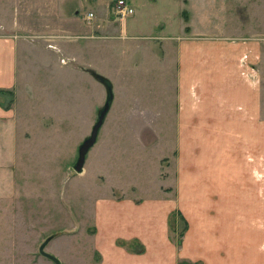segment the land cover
<instances>
[{
	"label": "rangeland",
	"instance_id": "374dc122",
	"mask_svg": "<svg viewBox=\"0 0 264 264\" xmlns=\"http://www.w3.org/2000/svg\"><path fill=\"white\" fill-rule=\"evenodd\" d=\"M115 1L0 0L2 33L17 42L14 91L1 98L13 111L15 144L12 189L0 197V264H50L38 253L44 243L61 264L95 263L92 207L101 199L170 200L187 224L182 232L179 217L169 218L176 264H239L244 223L246 261L264 263V143L244 147L261 130L175 123L165 107L172 51L164 45H175L165 37L181 35L186 10L179 14L181 0H123L133 13L119 24ZM190 4L196 31L260 48L264 121V0ZM97 77L110 83L112 101L76 174L77 148L106 96ZM180 246L192 257L179 258Z\"/></svg>",
	"mask_w": 264,
	"mask_h": 264
},
{
	"label": "crops",
	"instance_id": "0c3cea01",
	"mask_svg": "<svg viewBox=\"0 0 264 264\" xmlns=\"http://www.w3.org/2000/svg\"><path fill=\"white\" fill-rule=\"evenodd\" d=\"M184 1L187 2L186 6ZM184 9L187 20L185 18L183 21L182 18L181 23L182 25L184 23V27L181 35L165 37L175 40V45H170L172 42L169 44L166 42L164 45L166 48L169 46L172 51V77L167 74L164 76L167 79L163 80L166 81L165 85H169L166 95L170 94L167 98L171 103L165 107L176 111L172 120L175 119V123L179 125L189 123L224 127L237 125L259 127L261 132L253 133L258 134L254 139L252 135L248 137L251 145L244 147L251 148L254 143L256 150L259 146L262 149L264 121L260 112L262 105L259 101L261 92L258 80L260 63L258 58L262 56L260 48L258 47V54V48L252 45L250 53L249 47L247 48L249 44L245 39H228L223 35L218 37L216 34L196 31L191 18L195 20L197 15L190 0H181L179 14ZM184 30L188 31L187 34ZM16 43L7 33H2L1 26L0 190L4 192H0L1 198H6L12 189L7 183V178L13 164L15 120L13 111L2 104L1 98L14 91L17 68ZM166 54L167 52L164 55ZM206 102L209 103L208 109L205 107L206 110L199 111ZM205 111H208L207 117L199 118L198 116L205 114ZM200 119L206 121L200 122ZM236 141L240 143L239 148L242 149L241 136ZM228 156L232 158V153ZM239 156L243 157L242 153H239ZM168 202L171 201L159 199L135 204L129 200L117 202L101 199L94 202L92 207L94 232L90 240L95 246L97 261L88 264H176V260H172L175 247L168 239L169 216L174 209L168 206ZM240 230L239 232L242 233L240 250L244 260L242 259L239 264H264L246 261L249 248L247 224H241ZM188 231L189 228L185 234ZM180 247L179 258H188L186 250L183 251L184 247Z\"/></svg>",
	"mask_w": 264,
	"mask_h": 264
},
{
	"label": "water",
	"instance_id": "95a60500",
	"mask_svg": "<svg viewBox=\"0 0 264 264\" xmlns=\"http://www.w3.org/2000/svg\"><path fill=\"white\" fill-rule=\"evenodd\" d=\"M96 81L99 82L105 89V100L101 108L97 111L96 119L93 123V125L90 128V132L87 137H85L81 143L79 144L77 148V155H76V161L72 167L73 172L76 174L81 173L82 167L84 165L85 157L89 149L94 145L97 134L99 129L101 128L103 121L105 119V116L109 110L111 101H112V93H111V85L110 83L101 77H97ZM46 242V241H45ZM45 244V243H44ZM44 244L40 245L38 248V253L42 258H45L46 260L50 261L52 264H60L59 260L55 258L54 256L46 253L43 251Z\"/></svg>",
	"mask_w": 264,
	"mask_h": 264
},
{
	"label": "built area",
	"instance_id": "2783aa9c",
	"mask_svg": "<svg viewBox=\"0 0 264 264\" xmlns=\"http://www.w3.org/2000/svg\"><path fill=\"white\" fill-rule=\"evenodd\" d=\"M133 10L131 7L127 5L126 2L123 0H116L113 5V13L112 18L115 20L116 23L125 22V20L131 16ZM91 16H87L86 20H90Z\"/></svg>",
	"mask_w": 264,
	"mask_h": 264
},
{
	"label": "trees",
	"instance_id": "16d2710c",
	"mask_svg": "<svg viewBox=\"0 0 264 264\" xmlns=\"http://www.w3.org/2000/svg\"><path fill=\"white\" fill-rule=\"evenodd\" d=\"M174 216H177V218L179 217V220H180V222H182V224H183V226H184V229L182 230V232L183 231H185L186 230V221L183 219V217L180 215V213L178 212V211H175V212H172L171 213V215L169 216V218H171V219H173L174 220ZM183 233H181V235H182ZM52 238H54V237H47L46 239L47 240H50V239H52Z\"/></svg>",
	"mask_w": 264,
	"mask_h": 264
}]
</instances>
